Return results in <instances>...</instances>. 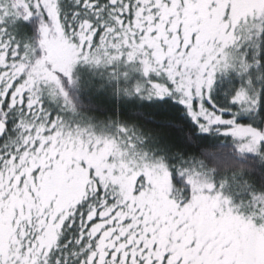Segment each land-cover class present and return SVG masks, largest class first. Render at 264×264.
Returning a JSON list of instances; mask_svg holds the SVG:
<instances>
[{"label":"snow or ice","instance_id":"snow-or-ice-1","mask_svg":"<svg viewBox=\"0 0 264 264\" xmlns=\"http://www.w3.org/2000/svg\"><path fill=\"white\" fill-rule=\"evenodd\" d=\"M21 15L34 39L0 27V264H264V194L236 200L241 171L229 188L207 163L228 136L264 171V87L211 93L249 71L264 0H0V24ZM122 60L149 77L130 103L150 127L97 135L46 103L74 111L62 77Z\"/></svg>","mask_w":264,"mask_h":264},{"label":"trees","instance_id":"trees-1","mask_svg":"<svg viewBox=\"0 0 264 264\" xmlns=\"http://www.w3.org/2000/svg\"><path fill=\"white\" fill-rule=\"evenodd\" d=\"M39 19L37 16L27 20L23 19L22 15L5 16L0 27L5 28L21 42L30 41L38 34ZM242 48L250 62L247 73L230 68L215 74L211 93L221 102L227 101L231 93L244 86L249 79L255 82L258 89L264 87V37L255 42H246ZM148 78L143 74L139 61L125 63L122 60L110 65L78 62L73 67L71 79L62 77L64 90L75 110L61 111L65 107L62 97L57 102H51L46 98V103H49L66 121L76 119L79 123L99 124L101 129L91 126V130L97 135L113 133L117 121L150 127L144 121L137 120L136 108L130 103L136 97L137 84ZM9 126L14 132L11 120ZM214 139L219 146L214 150L222 155L220 159H210L207 163L209 167L215 169L216 178L226 179L231 188L233 174L241 171L237 180L245 186V190L236 196V200H248L253 194H264V171L259 169L254 173L247 171L246 164L250 154L240 153L231 137L219 136ZM242 166L244 170H241Z\"/></svg>","mask_w":264,"mask_h":264},{"label":"rangeland","instance_id":"rangeland-1","mask_svg":"<svg viewBox=\"0 0 264 264\" xmlns=\"http://www.w3.org/2000/svg\"><path fill=\"white\" fill-rule=\"evenodd\" d=\"M68 124L71 126V127H84V128H87V127H91L93 126V128H97V129H101L100 125L99 124H95V123H92L90 121H87V122H90V123H79L76 119H72L71 121L67 120ZM92 123V124H91Z\"/></svg>","mask_w":264,"mask_h":264}]
</instances>
